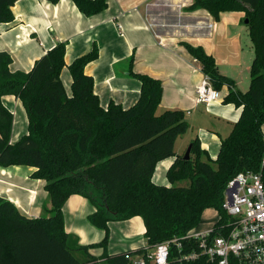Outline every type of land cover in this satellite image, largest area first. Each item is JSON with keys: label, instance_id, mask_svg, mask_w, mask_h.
<instances>
[{"label": "trees", "instance_id": "16d2710c", "mask_svg": "<svg viewBox=\"0 0 264 264\" xmlns=\"http://www.w3.org/2000/svg\"><path fill=\"white\" fill-rule=\"evenodd\" d=\"M17 1L0 0V23L15 20ZM72 1L86 16L108 5L107 0ZM189 9H205L217 20L224 12H245L255 51L250 89L242 93L220 73L212 55L185 43L214 88L231 89L224 102L243 109L230 135L222 139L215 161L204 160L208 154L199 139L191 143L190 159L177 155L176 142L190 124L181 110L157 114L164 93L158 79L135 74L142 82L138 102L128 109L116 103L103 107L93 77L85 72L99 57L97 46L69 66L70 95L61 77L65 43L57 44L28 73L12 72V57L0 52V166L36 168L33 177L46 182L51 202L40 218L30 219L0 198V264H96L101 258L90 252L96 247L105 250V264H129L127 254H142L146 248L109 255V224L137 216L144 221L149 249L183 239L200 226L208 209L220 215L212 235L227 234L228 227L222 226L229 222L223 209L229 182L248 171L261 173L264 182V0H195ZM8 95L21 100L29 121V133L15 144L14 114L3 102ZM172 157L176 161L167 172L170 186L156 184L158 165ZM184 182L188 184L177 186ZM72 195L87 198L97 208L89 222L105 232L99 244L83 246L67 234L63 209ZM184 247L185 253L188 245ZM178 256L173 248L169 264H218L205 258L180 262Z\"/></svg>", "mask_w": 264, "mask_h": 264}, {"label": "crops", "instance_id": "0c3cea01", "mask_svg": "<svg viewBox=\"0 0 264 264\" xmlns=\"http://www.w3.org/2000/svg\"><path fill=\"white\" fill-rule=\"evenodd\" d=\"M194 2L107 0L104 11L86 16L72 0L56 4L48 0H19L12 8L15 20L0 23V52L12 57V72L28 73L57 44L65 43L66 66L61 77L70 95L69 66L97 46L99 57L86 66L85 72L93 77L103 107L116 103L128 109L138 102L142 82L135 74L158 79L164 93L158 108L161 113H157L181 110L190 127L201 130L198 135L192 132L188 138L185 135L177 140V155H185L191 143L199 139L202 148L216 160L222 139L230 135L243 109L224 102L231 90L228 86L220 90L221 100L197 104V92L205 74L185 43L202 47L212 55L220 73L232 79L234 89L242 93L250 89L255 51L247 24L243 22L245 12H224L217 20L205 9L190 10ZM3 102L14 114L12 144H15L29 133L27 112L21 100L13 95L4 96ZM175 161L176 157H172L158 165L153 176L156 184L170 186L167 172ZM36 171L29 166H0V198L13 203L30 219L40 218L46 208H51L46 182L33 177ZM96 211L81 195H72L64 206L65 230L83 246H95L105 237L104 231L89 222V216ZM212 212L218 217L215 209L206 210L202 229L207 230L215 221L216 218L204 220V215ZM109 229V255L135 252L148 246L146 227L140 216L111 222ZM90 252L101 258L96 264H105L103 248H92Z\"/></svg>", "mask_w": 264, "mask_h": 264}, {"label": "built area", "instance_id": "2783aa9c", "mask_svg": "<svg viewBox=\"0 0 264 264\" xmlns=\"http://www.w3.org/2000/svg\"><path fill=\"white\" fill-rule=\"evenodd\" d=\"M210 27H213L211 25ZM221 92L205 75L197 92V104L221 100ZM223 209L229 217L227 234L213 236L220 215L207 230L195 229L183 239L172 238L146 248L142 254H127L129 264H169L176 248L180 262H196L205 258L218 264H264V182L261 173L243 172L229 182ZM222 228H220L222 230ZM220 231V230H219ZM188 245L184 253V244Z\"/></svg>", "mask_w": 264, "mask_h": 264}, {"label": "rangeland", "instance_id": "374dc122", "mask_svg": "<svg viewBox=\"0 0 264 264\" xmlns=\"http://www.w3.org/2000/svg\"><path fill=\"white\" fill-rule=\"evenodd\" d=\"M243 22L246 23L245 16H244V18H243ZM68 91H69V89H68ZM158 113H161V110H159ZM158 113H157V114H158ZM158 115H160V114H158ZM202 129H206V128L203 127ZM200 131H201V130H200V127H198V128H197V127H194V126H193V128L190 127L188 133L186 134V137L188 138L189 136H187V135H189V134H190V136H191V135H192V134H191L192 132H194L195 135H198V134L200 133ZM224 137H226V136H224ZM189 147H190V146H189ZM189 147H188V148H189ZM206 152H207V151H206ZM207 154H208V155H206V156L204 157V158H206L207 160H209V159L214 160V159H215V158L213 157L212 154H210V153H208V152H207ZM214 161H215V160H214ZM186 184H188V182L179 183V184H177V186H186ZM215 215H216V214H214V212H212V213H210V214H205V215H204V216H205V217H204V218H205L204 220H205V221H207V220H208V221H210V220H214L213 218H216ZM202 228H203V225L201 224L200 227H199V229H200V230H204V229H202ZM206 228H207V227H206Z\"/></svg>", "mask_w": 264, "mask_h": 264}, {"label": "water", "instance_id": "95a60500", "mask_svg": "<svg viewBox=\"0 0 264 264\" xmlns=\"http://www.w3.org/2000/svg\"><path fill=\"white\" fill-rule=\"evenodd\" d=\"M249 23V20H246V24H248ZM191 149H192V147L190 146L189 148H188V150H187V152H186V154H185V159H190V156H191Z\"/></svg>", "mask_w": 264, "mask_h": 264}, {"label": "bare ground", "instance_id": "6f19581e", "mask_svg": "<svg viewBox=\"0 0 264 264\" xmlns=\"http://www.w3.org/2000/svg\"><path fill=\"white\" fill-rule=\"evenodd\" d=\"M197 27V26H196Z\"/></svg>", "mask_w": 264, "mask_h": 264}]
</instances>
